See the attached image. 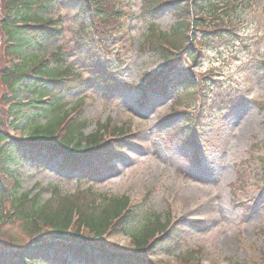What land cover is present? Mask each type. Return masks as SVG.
I'll list each match as a JSON object with an SVG mask.
<instances>
[{
  "label": "rangeland",
  "instance_id": "rangeland-1",
  "mask_svg": "<svg viewBox=\"0 0 264 264\" xmlns=\"http://www.w3.org/2000/svg\"><path fill=\"white\" fill-rule=\"evenodd\" d=\"M250 1L252 5L239 17L240 30L245 33L244 44L222 47L201 63L190 60L192 54H196L192 47L188 51L190 55L181 57L180 68L184 72L186 69L198 73L194 74L197 82L203 77L208 83L214 75L222 82L212 85L215 92L202 101L199 110L197 101L187 102L199 112L197 121L193 120L192 137L191 131L186 129L173 133L184 123L173 112L175 102L187 95L184 88L166 97L153 96V103L145 102L142 91L137 89L144 76L155 75L165 67L163 55L143 44L150 31L156 37L173 33L179 23L174 6L149 14L144 0H111L116 3L117 13L113 14L117 16L119 32L110 35L108 30H101L107 37L103 39L104 45L97 42L99 32L96 37L92 36L94 25L90 17L80 16L79 3L53 0L45 12L34 11L32 14L38 17L57 21L61 33L54 40L24 51L19 68L27 70L36 61L59 50L65 54L63 59L67 66L82 78H93L91 66L106 62L109 71L119 74L118 88H113L109 81L105 82L107 87L87 84L80 91L64 96V111L79 110L76 118L87 122V135L96 132L101 124L133 134L126 140L128 144L122 153L126 157L124 162H114L112 171L104 170L102 180L97 183L80 184L79 176L60 173L57 164L49 159L41 164L24 160L12 167L17 171L22 191L34 195L42 190L41 203L51 199L54 187L67 195L94 186L98 193L128 197L132 206L143 200L142 206L137 207L139 215L131 230L133 233L137 234L146 221L157 216L159 223L165 224L170 214L187 234L182 252L201 248L212 264H245L254 257L257 262L261 260L264 256V201L260 200L264 198V186L262 190L259 186L264 179V110L261 106L264 103V0ZM146 3L151 4V0ZM2 10L0 0V17ZM83 26L90 28V36L81 37ZM3 41L0 33V56ZM222 85L224 89L231 88L228 95L235 93L232 105L221 101L218 96L224 95L222 92L216 94L223 90ZM1 89L0 83V97ZM19 98L33 97L23 85ZM20 130L19 136L28 134L23 124ZM207 196L216 198L213 205L186 213L190 198L205 202ZM239 200L249 204L251 213L247 216L241 206H235ZM192 221L203 223L191 226ZM2 231L19 243L28 241L18 224L9 221ZM117 240L122 244L126 242L125 238Z\"/></svg>",
  "mask_w": 264,
  "mask_h": 264
},
{
  "label": "trees",
  "instance_id": "trees-1",
  "mask_svg": "<svg viewBox=\"0 0 264 264\" xmlns=\"http://www.w3.org/2000/svg\"><path fill=\"white\" fill-rule=\"evenodd\" d=\"M70 1L81 5L80 12L83 16L94 14L93 24L100 38L105 36L101 30H108L110 34L116 30L117 16L111 10H106L102 0ZM51 2L53 0H2L0 33L4 41L0 56V225L4 219L10 217L9 211L12 210L15 216L10 224H18L24 234L35 242L19 251L12 250L14 247L6 248L0 245V264H115V261L118 264H140L141 258L136 257L137 251L133 258H129L130 253L127 250L124 257L118 256L115 254L117 249L119 250L118 246L102 241L106 230L113 225L114 230L117 227L119 232L133 234L128 231L133 218L122 215L128 197L109 196L94 192L91 188L72 195H62L59 190H55L49 201L41 203L42 190L34 195L32 192H23L21 182L14 178L11 170V166L18 165L23 160L40 164L46 158L51 162H58L60 173L81 174L97 181L101 178L98 175L108 170L99 158L103 157L109 161L114 158L105 148L90 152L103 140L108 125H100L95 133L86 135L89 128L87 122L75 121L66 126V131L60 139L50 142L67 115L56 116L66 106L64 95L103 80L104 68L101 63L91 66L93 78H82V75L74 74L69 68L61 69L64 61L59 56H54L55 68L44 62L31 69L38 80L27 79L26 70L15 65V62L24 59L23 52L34 47L39 41L60 36L54 23L32 14L35 9L39 12L46 11ZM248 5L244 0H151V4L147 5L153 13L166 6H174L179 19L172 34H162L157 39L156 34L150 31L143 44L145 48L149 46L154 52L162 53L167 60V66L170 68L166 66L167 69L162 72L173 70L174 89L184 88L187 91L185 97L178 99L177 106L196 101L198 96L201 97L200 92L213 91L214 88L206 86L207 81H204L203 77L197 82L194 72L177 71L172 62V53L165 51L161 43L165 42L173 49L180 50L183 41H188L189 17H192L191 34L192 41L195 42L193 48L197 52L196 60L204 57L209 49L216 51L223 46L234 45L239 42L237 40L240 38V22L233 25V19L238 18L240 12H245ZM88 31L89 28L84 27L81 35ZM177 43L180 44L177 46ZM185 49L188 48L182 50ZM145 78L147 82L150 79L158 80L156 75L151 74H147ZM24 80H27V90L36 96L37 100L23 102L17 98L18 88ZM158 82L153 88L163 94V87L159 80ZM198 84H203L204 90L198 92ZM218 93L220 92L216 94ZM218 97L226 104L230 103L224 95ZM43 99L47 101H42ZM11 119L13 124L10 125ZM44 119L46 122L41 124ZM22 123H25L26 129L29 130L28 139L26 142H16L8 134V128H16ZM110 146L114 149L120 148L117 145ZM75 211L80 215L79 223L73 232L68 233ZM155 221L158 220L146 221V225L139 228L137 234H133L139 250L145 248L151 240L153 230L157 226L153 223ZM38 226L47 229V236L43 237L44 233H40ZM82 227H85L83 231L87 233H82ZM0 234L9 235L2 231L1 226ZM173 235L174 233H169L158 245L171 244ZM12 245L14 246V243ZM155 246L158 247L157 243ZM260 264H264V261Z\"/></svg>",
  "mask_w": 264,
  "mask_h": 264
}]
</instances>
